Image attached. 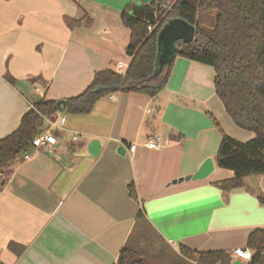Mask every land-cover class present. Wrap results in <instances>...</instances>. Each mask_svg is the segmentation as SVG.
I'll return each instance as SVG.
<instances>
[{"label":"crops","instance_id":"crops-1","mask_svg":"<svg viewBox=\"0 0 264 264\" xmlns=\"http://www.w3.org/2000/svg\"><path fill=\"white\" fill-rule=\"evenodd\" d=\"M152 1L0 0V139L35 103L77 96L97 71L128 65L130 32L120 14L128 7L150 22ZM213 79L212 68L178 57L155 97L118 93L87 115L46 117L56 143L0 176V264H115L124 247L153 264H190L180 246L247 249L250 233L264 229V176L229 193L215 185L233 174L216 167L213 120L238 142L254 136L232 126ZM153 135L163 148L143 147ZM206 159L214 164L207 178L173 183Z\"/></svg>","mask_w":264,"mask_h":264},{"label":"trees","instance_id":"trees-1","mask_svg":"<svg viewBox=\"0 0 264 264\" xmlns=\"http://www.w3.org/2000/svg\"><path fill=\"white\" fill-rule=\"evenodd\" d=\"M149 6L155 11L150 22L132 16L128 7L120 14L122 26L130 32L125 54L131 60L125 74L100 70L79 95L62 102L42 99L35 103L23 115L19 127L0 139V176L23 156L33 153V139L44 130L46 117L57 113L87 115L99 100L118 93L155 97L168 83L178 57L213 69L215 96L226 115L234 126L254 136L245 143L238 142L213 120L221 136L216 167L233 174L231 179L215 184L217 188L229 193L242 188L248 178L264 176V0H154ZM212 13L213 28L201 27L197 15ZM171 18L193 26L194 40L189 44L176 42L177 51L164 67V74L152 85L143 84L155 72L157 36ZM128 193L135 198L133 185L128 186ZM258 201L264 205L262 197ZM142 216L139 211L137 219ZM246 247L252 253L248 264H264V229H254ZM22 249L19 247L15 254L18 256ZM179 253L190 264H232L231 252L198 253L180 246ZM115 264L149 263L124 247Z\"/></svg>","mask_w":264,"mask_h":264},{"label":"water","instance_id":"water-1","mask_svg":"<svg viewBox=\"0 0 264 264\" xmlns=\"http://www.w3.org/2000/svg\"><path fill=\"white\" fill-rule=\"evenodd\" d=\"M194 40V27L188 25L185 21L178 18L169 19L157 36V54H156V68L152 78L157 77L162 69L166 67L174 57L177 51L176 42L180 41L183 44H189ZM64 105V103H61ZM119 154H123V149L118 150ZM214 170V164L211 159H206L199 167L197 172L192 176H187L179 179L176 182L189 180H203L207 178ZM232 264H241L239 261H234Z\"/></svg>","mask_w":264,"mask_h":264},{"label":"built area","instance_id":"built-area-1","mask_svg":"<svg viewBox=\"0 0 264 264\" xmlns=\"http://www.w3.org/2000/svg\"><path fill=\"white\" fill-rule=\"evenodd\" d=\"M128 68L127 64H121L118 63L116 65V69L120 74H125L126 70ZM109 98L111 100H115L113 95H110ZM76 139V138H74ZM56 143V138L53 136L52 132L50 130H42L34 139H33V153L38 150L39 148L45 146V145H54ZM164 140L162 137L153 135L151 138H149L144 144L143 147H145L148 150H159L163 148L164 146ZM128 151L130 153H133L135 151V145H132L128 148ZM32 153V154H33ZM32 154L25 155L21 158L23 161H28ZM231 258L232 263L234 261L239 262H247L249 263L252 259V253L248 249L243 248H236L231 252ZM196 264V263H195Z\"/></svg>","mask_w":264,"mask_h":264},{"label":"rangeland","instance_id":"rangeland-1","mask_svg":"<svg viewBox=\"0 0 264 264\" xmlns=\"http://www.w3.org/2000/svg\"><path fill=\"white\" fill-rule=\"evenodd\" d=\"M139 12H143V11H139ZM197 20L199 22V25L201 27H205L208 29H212L214 26V13L209 14V15H202V14H198L197 15ZM126 55V54H125ZM160 76H157V78H159ZM231 122V121H230ZM232 124V123H231ZM222 128H227V126L222 123ZM234 128H237L236 126H234V124L232 125ZM172 258V257H169ZM169 261V260H168ZM160 262V263H159ZM149 264H153L150 261H148ZM159 264H163L161 261H158ZM176 264V263H174Z\"/></svg>","mask_w":264,"mask_h":264}]
</instances>
